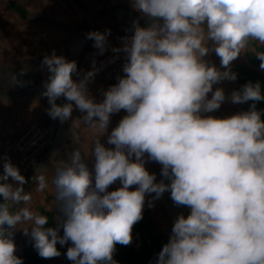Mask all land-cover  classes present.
I'll use <instances>...</instances> for the list:
<instances>
[{"label":"clouds","instance_id":"1","mask_svg":"<svg viewBox=\"0 0 264 264\" xmlns=\"http://www.w3.org/2000/svg\"><path fill=\"white\" fill-rule=\"evenodd\" d=\"M132 7L149 23L134 22V34L111 49L125 55L124 75L104 92L102 102L87 87L99 71L95 62L76 80L75 60L55 51L44 56L41 66L49 76L42 95L50 105L48 115L63 123L74 110L82 114L73 123L93 133L94 173L80 147L68 160L52 154L51 183L61 216L56 227H46L49 217L30 207L32 192L23 187L28 181L3 157L0 264H23L15 254L17 230L30 235L42 258L60 256L57 244L70 241L66 256L74 264H117L116 245L131 243L146 194L154 193L155 200L166 191L190 214L176 218L157 264H264V119L256 107L264 94L259 81L230 97L222 88L214 90L224 80L237 79L232 62L248 52L250 41L264 44V0H132ZM109 35L110 29L92 31L86 39L103 54ZM212 53L220 58V68L206 59ZM256 58L264 70V52ZM61 97L67 102L58 104ZM226 99L252 103L228 117L206 115ZM121 110L127 114L108 134L113 147H106L101 137L111 115ZM72 133L80 144L73 128ZM145 154L162 166L161 175L170 183L156 182L145 168ZM48 172L37 167L32 177L36 191L49 187ZM117 181L121 187L108 191Z\"/></svg>","mask_w":264,"mask_h":264},{"label":"crops","instance_id":"2","mask_svg":"<svg viewBox=\"0 0 264 264\" xmlns=\"http://www.w3.org/2000/svg\"><path fill=\"white\" fill-rule=\"evenodd\" d=\"M23 2L28 12L25 24L29 23L30 25L28 26L30 27L38 26L41 33H38L39 35H28L29 37H36L38 40V44H34L33 51L25 52V48L23 50L17 47V58L15 60L0 62V173L3 171V157L10 158L13 165H15L14 158L6 154V147L9 142L15 136L24 133L34 123L47 126L49 128V148L29 169L25 176L28 182L23 187L26 192H32L30 207L39 214L49 217V223L46 227H56V217L61 216V213L55 204L54 186L51 183L54 175L53 164L50 162L53 158L52 154L54 152L58 153L55 157L56 160H68L69 153L73 149L80 147L82 154L86 156L85 162L94 173V157L90 154L94 137L92 131L82 123L79 126L73 123L76 118L82 115L78 110L73 111L72 119L63 123L59 119L54 120L48 115L47 110L50 105L48 99L42 95V92L44 91V82L47 80L49 73L46 68L41 66V62L45 55H51L55 51L57 56H63L68 61L75 60L78 68L80 55L91 42V40L86 39L87 33L92 31L104 32L106 29H110L108 39L115 40L122 33L134 32V22H139L141 26L146 27L149 20L132 7V0H72V2L68 0H28ZM54 8L57 11H62V15H60L62 18L58 15L56 22L48 19L50 17L48 10ZM64 17L67 19L65 20ZM65 25L72 26V32L67 35L63 34V28L61 27ZM59 26L61 31L55 28ZM48 27H52L51 30ZM36 31H38L37 28ZM48 41L53 44L50 45ZM249 53L250 43L248 52L232 62L231 71L238 73L237 80L240 77L239 69L241 65H245L247 62L250 64ZM206 59L220 68V58L215 53L210 54ZM94 62L99 71L88 83L87 87L91 97L96 102H102L104 92L117 84L118 79L113 77L114 68L107 59L101 58ZM92 67L93 62L86 65L85 71L81 75L78 77L73 76V78L79 80L84 73L92 70ZM227 81L229 80H224L214 85V90L215 88H222L226 97H230L233 87ZM210 96L211 93L209 98ZM66 102L63 97L57 100L58 104ZM227 106L241 107V104H233L230 99H226L217 111L206 115L224 118L225 115L221 110ZM126 114L125 111L121 110L111 115L108 132L101 137V143L106 147H113L107 144L108 134ZM72 128L80 137V144L73 142ZM145 161V168L150 174L156 176V182L164 180L165 183H170L169 180L162 177V166L158 162L148 160L147 154H145ZM38 166H44L49 170L47 173L49 187L42 192L35 190L37 185L32 179L37 174ZM9 182H12L11 178ZM119 187H121V184L117 181L109 187L108 191L116 190ZM134 188L135 186H133V190ZM154 196V193L146 194L143 219L134 225L131 243L128 245H116L113 258L117 264H121L119 261V249L137 248L143 242L147 230L164 234L169 241L176 218L181 214L185 217L190 214V208L178 206L173 202L170 191L164 192L159 199L154 200ZM27 226L19 225L18 227ZM59 234L63 235L62 228ZM13 239L17 248L15 254L24 261V248L30 243L33 245L34 241H32L30 235H25L22 230L15 231ZM70 246H72L70 241L63 246L58 243L57 248L61 255L44 259V263L64 264V258ZM155 264H157V261Z\"/></svg>","mask_w":264,"mask_h":264},{"label":"rangeland","instance_id":"3","mask_svg":"<svg viewBox=\"0 0 264 264\" xmlns=\"http://www.w3.org/2000/svg\"><path fill=\"white\" fill-rule=\"evenodd\" d=\"M23 1L27 2L28 0H0V62L2 61L7 62V61L15 60L17 58L16 54H17L18 48L23 49V50L25 48L24 50L25 52L33 51L32 49H34V44L38 42L36 37L28 36V35L32 36V34L37 35L38 33H41V31L39 30L38 26L30 27L28 26L30 25L29 23L25 24L26 22L25 18H27L28 12L25 9V5ZM50 1H53V0H50ZM68 1L72 2V0H68ZM48 12L50 16L48 19L53 22L57 21L58 15L60 18H62V16H60L62 15V11H57L54 8V9H49ZM64 18L65 20L67 19L66 17ZM61 27L63 28V34L67 35L72 32V29H71L72 26L65 25ZM36 28L38 29V31H36ZM48 28L51 30L52 27H48ZM55 28H58L60 30V26L55 27ZM48 43L50 45L53 44L49 41ZM91 43H92V40L90 44L88 45V47L80 55L78 68L82 66L83 64L82 57L84 53L88 49H90ZM263 51H264V44H261L258 41H250V53H249L250 64H248L247 62L245 63V65H241V67H245L244 68L245 72L239 69L242 79L247 77L246 74L248 75L247 70L249 66L252 67V69L255 70L257 73L264 74V70L260 69L259 67L260 61L256 58V54L259 52H263ZM98 59H101V58H98ZM94 61H91V62H94ZM91 62L85 63V65H88ZM74 76L78 77L77 75H74ZM237 76H238V73H237ZM240 80L241 79L238 78V80L236 79L235 81H232V82L227 81V83H229L231 87H233L232 92L234 90H239V87L240 89L242 88L243 85H242V82H240ZM221 111H223L225 117H228V116L234 115L239 112L247 111V109L244 107L243 104H241V107L240 106L239 107L227 106L223 108V110ZM219 118H221V116H219ZM186 208L188 207L186 206Z\"/></svg>","mask_w":264,"mask_h":264},{"label":"built area","instance_id":"4","mask_svg":"<svg viewBox=\"0 0 264 264\" xmlns=\"http://www.w3.org/2000/svg\"><path fill=\"white\" fill-rule=\"evenodd\" d=\"M134 32L122 33L117 39L108 40L107 50L100 54L96 49L94 41H92L90 49H88L82 57V66L78 68L81 74L85 71V63L94 61L98 58H105L113 66V77L123 76V65L126 62L125 55L121 53H114L112 48L122 47V38L131 36ZM50 145L49 128L47 126L34 123L24 133L15 136L6 147V154L12 156L15 160V166L20 170V173L25 177L32 165L38 158L46 153ZM64 264H74L67 256L64 258Z\"/></svg>","mask_w":264,"mask_h":264},{"label":"trees","instance_id":"5","mask_svg":"<svg viewBox=\"0 0 264 264\" xmlns=\"http://www.w3.org/2000/svg\"><path fill=\"white\" fill-rule=\"evenodd\" d=\"M264 52V51H263ZM245 67H240V70L245 72ZM247 77L242 79L240 74L239 79L242 85L257 81L261 84V91L264 94V74L257 73L252 67H248ZM252 77V79H251ZM251 101L244 103V107L249 110ZM257 110L261 111L262 119H264V101L256 103ZM150 231V230H149ZM145 232L143 242L137 248H121L119 249V261L121 264H155L158 259V254L162 247L168 242V238L164 234ZM44 259L39 256L37 250L30 243L25 246L23 253V264H45Z\"/></svg>","mask_w":264,"mask_h":264}]
</instances>
